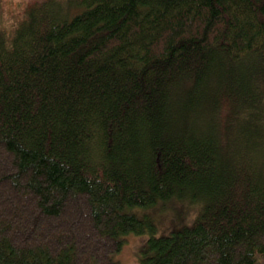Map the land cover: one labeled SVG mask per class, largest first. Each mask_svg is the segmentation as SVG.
<instances>
[{
	"label": "trees",
	"instance_id": "16d2710c",
	"mask_svg": "<svg viewBox=\"0 0 264 264\" xmlns=\"http://www.w3.org/2000/svg\"><path fill=\"white\" fill-rule=\"evenodd\" d=\"M145 233L139 264H264V0H0V264Z\"/></svg>",
	"mask_w": 264,
	"mask_h": 264
},
{
	"label": "rangeland",
	"instance_id": "374dc122",
	"mask_svg": "<svg viewBox=\"0 0 264 264\" xmlns=\"http://www.w3.org/2000/svg\"><path fill=\"white\" fill-rule=\"evenodd\" d=\"M5 1L7 2L9 0H2V2ZM178 205H175V203H168L158 210L152 211V208L136 209L135 213L141 218L148 215L150 217L149 220L152 221L155 226L153 235L155 237H160L169 234V232L174 229L190 227L194 224L199 212V207L187 201ZM148 236L149 233L141 235L131 234L127 236V240L122 243L121 249L118 252L112 253L111 258L113 261L117 262V264H139L137 253Z\"/></svg>",
	"mask_w": 264,
	"mask_h": 264
}]
</instances>
